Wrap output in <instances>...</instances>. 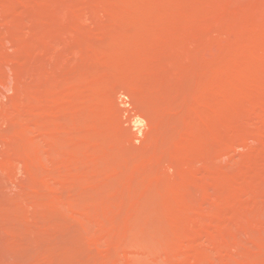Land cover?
Returning a JSON list of instances; mask_svg holds the SVG:
<instances>
[{
	"label": "rangeland",
	"instance_id": "obj_1",
	"mask_svg": "<svg viewBox=\"0 0 264 264\" xmlns=\"http://www.w3.org/2000/svg\"><path fill=\"white\" fill-rule=\"evenodd\" d=\"M0 264H264V0H0Z\"/></svg>",
	"mask_w": 264,
	"mask_h": 264
}]
</instances>
